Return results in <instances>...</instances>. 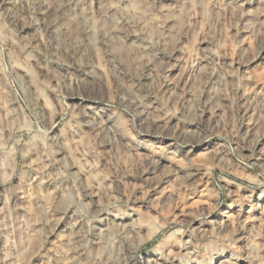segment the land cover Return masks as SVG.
Masks as SVG:
<instances>
[{"label":"clouds","instance_id":"clouds-1","mask_svg":"<svg viewBox=\"0 0 264 264\" xmlns=\"http://www.w3.org/2000/svg\"><path fill=\"white\" fill-rule=\"evenodd\" d=\"M0 264H264V0H0Z\"/></svg>","mask_w":264,"mask_h":264}]
</instances>
